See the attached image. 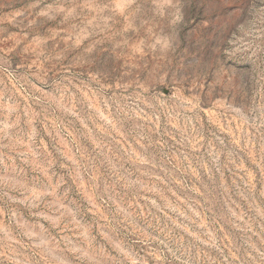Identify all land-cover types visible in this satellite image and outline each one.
I'll use <instances>...</instances> for the list:
<instances>
[{
    "label": "rangeland",
    "instance_id": "374dc122",
    "mask_svg": "<svg viewBox=\"0 0 264 264\" xmlns=\"http://www.w3.org/2000/svg\"><path fill=\"white\" fill-rule=\"evenodd\" d=\"M0 264H264V0H0Z\"/></svg>",
    "mask_w": 264,
    "mask_h": 264
}]
</instances>
